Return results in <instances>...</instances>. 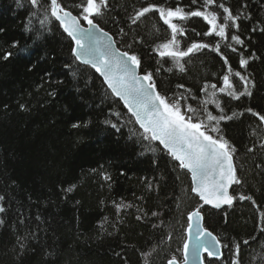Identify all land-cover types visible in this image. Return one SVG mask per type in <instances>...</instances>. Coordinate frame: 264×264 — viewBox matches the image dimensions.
Returning a JSON list of instances; mask_svg holds the SVG:
<instances>
[{
	"label": "trees",
	"instance_id": "16d2710c",
	"mask_svg": "<svg viewBox=\"0 0 264 264\" xmlns=\"http://www.w3.org/2000/svg\"><path fill=\"white\" fill-rule=\"evenodd\" d=\"M154 2L159 0H108L106 14L96 18L121 49L126 50L124 39L139 34L143 43L134 50L142 49V70L159 67L153 41H163L166 26L155 13L142 18L138 27L129 17ZM240 2L227 0L237 10ZM58 3L77 15L73 0ZM247 3L251 19H241L238 34L260 59L249 62L253 96L231 103L240 104L236 111L251 106L264 112V32L259 30L264 28V0ZM50 12L49 7L45 24V13L30 0H0V194L10 198L6 225L0 228V264H144L141 252L153 247L150 264L182 258L187 212L198 199L190 192V176L174 170V162L155 142L142 139V130L134 119L129 122L130 113L100 76L72 55V42ZM121 28L129 35H118ZM5 52L12 53L8 60L2 59ZM225 54L235 70L243 71L236 54ZM214 55L188 60L184 72L169 61L155 77L158 89L171 95L184 91L176 87L183 84L195 92L219 73L222 62ZM21 104L26 110H20ZM114 112L121 114L119 119ZM76 121L81 127L74 129ZM256 125V119L245 114L228 130L241 181L233 188L256 203L237 196L231 207L202 210L206 228L223 248V257L207 264H264V167L255 166L264 165V148L259 147L264 131ZM250 147L255 151L249 152ZM72 185L71 193L63 191ZM121 202L134 207L117 216L115 205ZM138 208L160 216L138 221ZM20 213L23 225L16 223ZM17 235L26 238L23 251ZM245 239L249 244H243ZM228 241L231 247H223ZM237 243L240 249L234 255Z\"/></svg>",
	"mask_w": 264,
	"mask_h": 264
},
{
	"label": "snow or ice",
	"instance_id": "6c2138e0",
	"mask_svg": "<svg viewBox=\"0 0 264 264\" xmlns=\"http://www.w3.org/2000/svg\"><path fill=\"white\" fill-rule=\"evenodd\" d=\"M34 8L41 10L44 15L42 23L48 22V8L51 17L59 21L63 34L70 39L72 55L84 65L90 66L103 78L111 95L130 113L129 122L133 121L142 129V139L155 142L161 152L166 153L173 163V169L185 176L190 175V192L198 198L195 207L187 212V240L183 245L184 264H187V253L190 245L194 254L202 256L204 260L211 261L219 257L222 241L203 226L206 206L212 209H221L223 206L231 207L234 201L249 200L251 196L243 193L237 194L233 185H239L240 179L235 174L233 155L236 151L231 137L228 135L229 126L237 118L250 114L257 121L256 128L264 131V112L257 111L248 106L240 111V104L233 105L232 101H241L242 98H251L255 83L249 73V62L260 59L256 53L249 52L245 39L241 38V19H251V14L246 11L247 0H241L238 10L227 0H159L158 3H147L135 9L129 17V23L138 27L142 18L149 13L158 15V19L166 28V37L159 44L154 43L152 53L159 67L142 70V49L134 50L140 46L143 39L137 34L131 41L124 39L126 50L116 47L117 41L113 35L103 30L97 17L106 14L109 9L108 0H73L78 9L77 15H72L66 6L58 0H30ZM264 6V5H262ZM63 15H60V13ZM86 25V26H85ZM264 32V28L259 29ZM3 31V29H0ZM257 28H252L256 32ZM189 33L194 34V39ZM118 35L122 38L129 35L123 28ZM203 37H210L204 40ZM250 39V37H249ZM183 42V46H182ZM13 46L18 42L13 41ZM225 50L236 54L239 69L235 70L230 63V57ZM214 53V57L222 62L219 73H213L211 78H206L194 92L191 87L177 84L179 93L162 92L158 89L155 77L169 61L179 69L185 71L188 60L199 58L201 55ZM245 53H248L245 56ZM11 52H5L2 59L8 60ZM68 67V65H66ZM31 70V67H30ZM171 71V69H168ZM49 95H54L50 92ZM20 110H26L24 104ZM113 115L120 118L119 112ZM108 123V121H105ZM72 128L81 127L79 121L72 123ZM85 126H87L85 124ZM116 128V124L111 125ZM255 132V129L253 130ZM259 147L264 148V142ZM249 152L255 151L254 147L248 148ZM154 163H156L154 161ZM256 168L264 165L256 164ZM107 179V177H105ZM179 175L177 179H179ZM74 185L63 189L71 193ZM230 189L232 191L230 192ZM10 198L0 194V228L6 225L5 216L9 214ZM117 216L122 210L131 209L130 203L116 204ZM136 220L142 221L149 217H158V211L150 214L143 209ZM39 221L40 217L37 216ZM107 220V218H105ZM16 223L25 224L23 213L18 214ZM153 227H157L153 223ZM195 228V243L192 245V234ZM111 233H109L110 235ZM25 237L17 235V243L23 251L26 247ZM167 239H171L168 236ZM244 245L249 244L245 239ZM223 247H231V241L223 243ZM240 244L237 243L234 255H238ZM156 252V247L151 251L141 252L144 264H150V258ZM120 256V253H116ZM167 264H179L173 256L167 259Z\"/></svg>",
	"mask_w": 264,
	"mask_h": 264
},
{
	"label": "water",
	"instance_id": "95a60500",
	"mask_svg": "<svg viewBox=\"0 0 264 264\" xmlns=\"http://www.w3.org/2000/svg\"><path fill=\"white\" fill-rule=\"evenodd\" d=\"M66 10H68V11H71V10H69V9H66ZM72 12V11H71ZM60 15H63V13L61 12L60 13ZM72 15H76V14H74L73 12H72ZM55 19V18H54ZM58 23H59V21H57ZM86 26V25H85ZM101 27V26H100ZM62 28V27H61ZM102 28V27H101ZM103 30H105L104 28H102ZM62 30H63V28H62ZM106 31V30H105ZM108 32V31H107ZM110 35H112L111 33H109ZM73 47H74V45H73ZM116 47H118V48H120L119 46H118V44H116ZM79 62V61H78ZM79 63H81V62H79ZM81 64H83V63H81ZM84 65V64H83ZM90 67V66H89ZM98 74V73H97ZM99 75V74H98ZM100 76V75H99ZM100 78L102 79V81H103V78L100 76ZM106 87H107V85H105ZM122 103V102H121ZM134 119V118H133ZM138 127H139V125H138ZM142 130V129H141ZM232 163H233V165H234V170H235V163H234V158H233V161H232ZM190 176V175H189ZM233 187V186H232ZM230 192H231V189H230ZM207 208H210V209H212L211 207H209V206H206ZM224 207H228V206H223L221 209H218V210H222ZM213 210H217V209H213ZM204 220H205V218H204ZM203 226L204 227H206L205 226V224H204V221H203ZM208 229V228H207ZM209 230V229H208ZM210 231V230H209ZM212 232V231H211ZM214 234V233H213ZM215 235V234H214ZM216 236V235H215ZM217 237V236H216ZM217 239H218V237H217ZM186 240H187V233H186ZM186 240H185V242H186ZM192 245H194V243H195V228L193 229V234H192ZM222 256H223V253H222V249H221V247H220V254H219V257L218 258H215V259H213V260H219V259H221L222 258ZM178 262H179V264H184V252L182 251V260H178ZM187 264H202V256L201 255H199V254H194V252H193V247L190 245V247H189V249H188V253H187ZM203 264H206L205 263V260L203 261Z\"/></svg>",
	"mask_w": 264,
	"mask_h": 264
},
{
	"label": "bare ground",
	"instance_id": "6f19581e",
	"mask_svg": "<svg viewBox=\"0 0 264 264\" xmlns=\"http://www.w3.org/2000/svg\"><path fill=\"white\" fill-rule=\"evenodd\" d=\"M191 180V179H190ZM234 186V185H233ZM233 188V187H232ZM231 191H232V189H231ZM229 207V206H228ZM205 208H207V207H205ZM224 208H227V207H224ZM223 208V209H224ZM210 209V208H209ZM211 210H213V209H211ZM216 211H220V210H216ZM185 240H186V232H185ZM221 249H222V253H223V248H222V246H221ZM183 251V250H182ZM223 257V256H222ZM177 260H182V258H177ZM220 260V259H219ZM205 263H206V260H205ZM207 264V263H206Z\"/></svg>",
	"mask_w": 264,
	"mask_h": 264
}]
</instances>
